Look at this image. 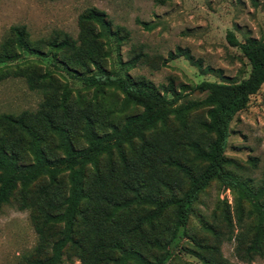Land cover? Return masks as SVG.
I'll list each match as a JSON object with an SVG mask.
<instances>
[{"label":"trees","instance_id":"obj_1","mask_svg":"<svg viewBox=\"0 0 264 264\" xmlns=\"http://www.w3.org/2000/svg\"><path fill=\"white\" fill-rule=\"evenodd\" d=\"M79 23L78 39L59 33L49 40H32L25 27H13V35L0 43V63L15 60L23 53L43 55L44 45L48 49L46 57L52 58L51 63L57 69L82 80L87 88L92 87L96 92L114 88L123 95L124 105L140 110L125 116L120 124L111 123L99 129L90 115H82L84 123L78 137L70 123L73 107L69 91L67 87L61 93L58 91L59 85L51 71L40 73L31 64L1 69L0 81L10 76L22 77L30 89L43 94V100L35 112L0 116V122L5 124L0 135V208L15 201L18 208L29 210L38 234V249L48 247L51 251L50 255L36 258L34 264H60L63 249L68 244L86 251L87 257L79 255L82 263L88 259L90 264L128 261L129 264H167L187 236L186 227L194 202L210 183L217 181L236 190L241 197L255 196L248 185L227 169L230 159L225 151L230 122L264 84V39L247 38L240 42L228 32L229 43L239 47L249 62L247 77L232 82L203 80L193 85L192 90L204 96L186 98L173 84L157 87L150 80H137L127 73L107 72L103 65L107 53L99 40L113 36L119 41V30H112L105 13L96 8L80 15ZM94 23L100 28L98 32ZM167 56L168 61L179 56L192 59L181 48L169 51ZM202 108H206L207 117L201 127L209 138L188 142L193 160L200 165L193 170L176 162L186 184L182 181L174 190L166 192L162 182L155 185L149 181L152 177L146 176L144 168L151 163L150 157L160 158L172 144L165 131L171 117L185 124L190 113ZM10 135L24 143L25 149L18 150L16 140L9 142ZM77 137L83 144H79ZM136 141L140 143L138 150L132 148ZM126 147L132 148V159L127 158ZM114 152L121 161L123 173L117 176L115 184L120 183L127 191L122 197L106 195L102 205L101 198L95 195L108 194V190L116 187L101 174L99 162L102 156L111 157ZM165 156L167 161L172 159L170 155ZM252 207L258 219L245 252L248 256L264 258V205L254 201ZM121 210H129L126 231L129 239L125 242L129 247H124L123 241L115 236L121 226L118 216ZM167 217L170 224L165 226ZM159 227L163 233L156 232ZM115 250H119L120 255H115ZM150 251L152 254L147 255Z\"/></svg>","mask_w":264,"mask_h":264},{"label":"rangeland","instance_id":"obj_2","mask_svg":"<svg viewBox=\"0 0 264 264\" xmlns=\"http://www.w3.org/2000/svg\"><path fill=\"white\" fill-rule=\"evenodd\" d=\"M91 8L104 12L111 29H118L120 33L119 41L113 36L99 40L107 53L103 63L107 72L127 73L137 80H150L157 87L173 84L186 98L204 96V93L192 90L193 85L203 80L232 82L247 77L249 62L239 47L229 43L228 32L240 42L247 38L264 39V0H0V43L13 35V27L22 26L32 40H49L59 33L78 39L80 15ZM93 27L96 32L100 30L95 23ZM177 48L187 51L192 59L179 56L168 61V52ZM42 51L43 55L23 53L15 60L1 62L0 70L31 64L40 73L51 71L59 85L58 91L61 93L65 87L69 91L73 107L70 123H73L71 128L76 136L80 137L84 123L82 115H90L99 129L111 123L120 124L125 116L139 112V107L124 105L123 95L114 88H105L101 92L87 88L82 80L53 66L52 58L46 57L48 49L44 45ZM133 59L135 63L129 64ZM42 100L43 94L30 89L22 77L10 76L0 81V116L35 112ZM206 117V108L190 113L185 124L171 117L165 131L172 144L160 158L150 157L151 163L144 168L146 176L152 177L150 182L155 185L162 182L166 192L174 190L182 181L186 184L184 173L176 162L189 169L198 168L200 163L193 160L188 142L208 140L201 127ZM4 130L5 124L0 122V135ZM25 137L24 141L28 139ZM9 139V142L16 140L19 143L13 135ZM77 141L83 144L79 138ZM18 146V150L26 147L24 143ZM133 146L138 150L139 141ZM132 148L126 147L128 159L133 158ZM165 154L172 159L167 161ZM225 154L230 159L227 169L248 185L255 196L241 197L239 192L217 181L210 183L194 202L186 227L187 236L167 264H264V258L248 256L245 252L258 219L252 204L260 201L264 205V84L250 97L247 107L230 122ZM120 162L116 152L111 157L102 156L99 162L101 174L114 184L117 176L123 175ZM114 186L116 188L108 190V194L95 195L101 198L102 205L106 195H125L127 190L120 183ZM118 216L121 226L115 236L123 241L124 247H129V243L125 244L129 239L126 234L129 210H121ZM168 217L165 226L170 224ZM156 232L163 233L164 230L159 227ZM114 253L120 255L119 250ZM50 254L48 247L38 249V234L29 210L18 208L15 201L4 204L0 208V264H34L36 258ZM80 254L87 257L85 250L68 244L63 249L60 264H81ZM82 264L90 262L85 259Z\"/></svg>","mask_w":264,"mask_h":264}]
</instances>
